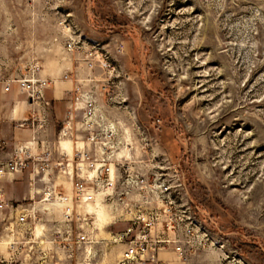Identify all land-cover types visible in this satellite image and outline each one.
Returning a JSON list of instances; mask_svg holds the SVG:
<instances>
[{"label": "rangeland", "instance_id": "rangeland-1", "mask_svg": "<svg viewBox=\"0 0 264 264\" xmlns=\"http://www.w3.org/2000/svg\"><path fill=\"white\" fill-rule=\"evenodd\" d=\"M32 72L55 85L49 139L68 102L61 90L78 86L95 105L129 106L120 117L136 147L143 127L153 148L182 159L208 240L168 264H264V0H0V90ZM27 181L2 184L38 218L20 226L0 214V264L118 261L126 224L111 207L100 231L84 204L69 221L36 192L31 202ZM51 184L71 192L62 172Z\"/></svg>", "mask_w": 264, "mask_h": 264}, {"label": "built area", "instance_id": "built-area-1", "mask_svg": "<svg viewBox=\"0 0 264 264\" xmlns=\"http://www.w3.org/2000/svg\"><path fill=\"white\" fill-rule=\"evenodd\" d=\"M63 78L67 80L68 75ZM14 83L33 111L28 118L11 119L13 129L30 131L29 140L10 143L0 135V153L6 155L0 159V214L4 218L13 216L20 226L37 220L35 203H13L2 186L27 172L29 200L35 196L31 191L36 192L39 202L61 207L66 220L78 219L74 207L97 200L113 209L116 220L126 224L114 237L122 247L114 264H168L161 257L164 253L185 259L205 247L207 233L195 216L199 208L188 196L182 159L153 148L143 127L136 147L120 117L128 105H95L76 86L67 92L63 119L55 138L49 139L45 133L52 105L45 92L52 82L32 72L8 81L4 92ZM63 139L71 142L70 156L60 146ZM55 171L66 176L69 195L56 193L51 184ZM37 183L43 185L42 190L36 189ZM91 216L81 217L84 225L92 224Z\"/></svg>", "mask_w": 264, "mask_h": 264}, {"label": "crops", "instance_id": "crops-1", "mask_svg": "<svg viewBox=\"0 0 264 264\" xmlns=\"http://www.w3.org/2000/svg\"><path fill=\"white\" fill-rule=\"evenodd\" d=\"M49 90L51 92V95L53 96L56 95L55 85H52V87ZM61 92L64 93L68 91L61 90ZM64 106L66 109V105ZM54 108H55V105H54ZM32 111H33V107L30 106L24 94L20 93L18 86L15 83L11 85L10 90L7 93H5L3 89L0 90V115L2 117V123L0 125V135H2L10 143L12 141L29 140L31 138L30 131L24 130V129H13V126H12L13 123L11 122V119L19 120L22 118H28L31 116ZM64 113H65V110H64ZM64 113L62 115L61 120L63 119ZM14 132H19L21 138L15 137ZM5 157L6 155L4 153H0V159H4ZM172 255L174 254L171 252H168V253L162 254L161 257L163 259L170 258V256Z\"/></svg>", "mask_w": 264, "mask_h": 264}, {"label": "bare ground", "instance_id": "bare-ground-1", "mask_svg": "<svg viewBox=\"0 0 264 264\" xmlns=\"http://www.w3.org/2000/svg\"><path fill=\"white\" fill-rule=\"evenodd\" d=\"M61 148L63 150L66 151L67 156L71 155V142L68 139H63L61 140V144H60ZM33 192L31 191V194ZM38 204H42L44 205L45 208L49 209V207H51V204L45 203V202H39ZM85 206V211L94 215V220L95 223L96 221H98V219L100 220V225L98 227V230L103 231L104 227L106 226V221L110 220V214L108 213V210L106 209V207L101 204L100 200H97L96 203H86L84 204Z\"/></svg>", "mask_w": 264, "mask_h": 264}, {"label": "trees", "instance_id": "trees-1", "mask_svg": "<svg viewBox=\"0 0 264 264\" xmlns=\"http://www.w3.org/2000/svg\"><path fill=\"white\" fill-rule=\"evenodd\" d=\"M47 92V91H46ZM45 97H46V99L48 100V101H50V103H53L54 101H53V99H52V97H50V96H48L47 95V93H45ZM17 177H15V179H16ZM14 179V180H15Z\"/></svg>", "mask_w": 264, "mask_h": 264}]
</instances>
